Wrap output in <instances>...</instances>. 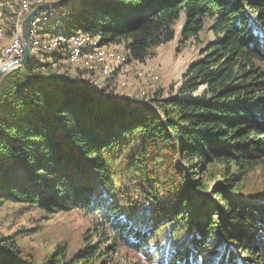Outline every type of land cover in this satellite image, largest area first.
Wrapping results in <instances>:
<instances>
[{
  "label": "trees",
  "instance_id": "obj_1",
  "mask_svg": "<svg viewBox=\"0 0 264 264\" xmlns=\"http://www.w3.org/2000/svg\"><path fill=\"white\" fill-rule=\"evenodd\" d=\"M182 13V42L208 23L212 38L159 110L35 53L3 76L0 200L83 211L93 241L40 258L0 234V264H112L119 251L132 264H264V0H73L50 26L143 62Z\"/></svg>",
  "mask_w": 264,
  "mask_h": 264
},
{
  "label": "rangeland",
  "instance_id": "obj_2",
  "mask_svg": "<svg viewBox=\"0 0 264 264\" xmlns=\"http://www.w3.org/2000/svg\"><path fill=\"white\" fill-rule=\"evenodd\" d=\"M31 1L35 3L29 4ZM45 1L48 0H10L5 6L0 2V56H7L6 49L16 41L22 42L23 19L37 4ZM26 2L29 7L25 6ZM68 5L46 9L44 14L35 15L34 20L42 16L49 25L61 22L65 26ZM184 23L185 15L182 13L175 25V38L154 48L143 62L130 60L129 52L122 43L100 45L94 48L97 53L92 55L78 53L82 42L94 43L100 38L99 35L90 37L88 33L74 37L67 47L54 45V35L49 34L42 37V51L33 53L47 67L75 78L78 83L89 80L98 91L112 92L120 100L147 103L159 110L158 99L177 91L188 66L200 57L201 49L212 38L208 23L198 39L190 38L182 42ZM31 30L30 24V40ZM44 31L55 33L54 29ZM5 62L0 57V66ZM92 226L91 217L80 210L48 213L25 203L0 200V234L14 235L23 249L40 258L61 243L67 244L72 252L83 248L91 240L89 230ZM112 258V264H132V260L135 263L138 260L135 255L124 251L114 253ZM143 261L147 264L146 260Z\"/></svg>",
  "mask_w": 264,
  "mask_h": 264
},
{
  "label": "bare ground",
  "instance_id": "obj_3",
  "mask_svg": "<svg viewBox=\"0 0 264 264\" xmlns=\"http://www.w3.org/2000/svg\"><path fill=\"white\" fill-rule=\"evenodd\" d=\"M35 1H37V0H35ZM33 3H35V2L34 1H31L29 4H33ZM25 6H28L27 2L25 4ZM60 7H63V6H60ZM54 9H59V8H54ZM58 13H59V11L57 12V14ZM45 19L46 18H43L42 16L41 17H37L34 20V23H32V30H31L32 38L30 40L31 41L32 52L34 51L35 53L36 52L40 53L42 51V47H43V45H42V37L47 36L49 34H53L54 35V37L52 39V43L54 45H59V46L64 45L66 47L71 43L72 40H74V37L80 36L83 33H88L90 37H94L95 36V35H92V34H90L89 32H87L85 30H79V31L76 32L77 34L75 33L72 36H67V34H65L63 32L62 33H57V32L50 33V32H46V31H44V29H46V30L51 29V26L48 24V21H46ZM99 39L96 42H94V43L82 42L81 44H83V45L79 47V49L77 50V52L78 53L79 52H85V53H88V54H91V55L92 54H96L97 51L94 48H96V47H98L100 45H105V44L101 43V41ZM21 40H22V38H21ZM14 45L16 47H23V42L16 41L14 43ZM13 46H11V47H9V48L6 49V53L8 55H12V47Z\"/></svg>",
  "mask_w": 264,
  "mask_h": 264
},
{
  "label": "water",
  "instance_id": "obj_4",
  "mask_svg": "<svg viewBox=\"0 0 264 264\" xmlns=\"http://www.w3.org/2000/svg\"><path fill=\"white\" fill-rule=\"evenodd\" d=\"M73 0H48L42 3L37 4L23 19L22 21V26H21V38L22 42L24 45V53L21 57L16 58V59H9L5 63H3L0 66V81L2 79V76L9 71H12L14 69L24 67L28 65L32 58H33V52L31 48V41H30V24L31 21L33 20L34 16L37 15L38 13L42 12L45 9L57 7V6H64L67 3L72 2ZM125 101V100H122ZM147 103L143 102H132V106H137V105H144Z\"/></svg>",
  "mask_w": 264,
  "mask_h": 264
},
{
  "label": "built area",
  "instance_id": "obj_5",
  "mask_svg": "<svg viewBox=\"0 0 264 264\" xmlns=\"http://www.w3.org/2000/svg\"><path fill=\"white\" fill-rule=\"evenodd\" d=\"M38 14H44V10ZM32 23H34V18L33 20L31 21V25ZM73 41V40H72ZM72 41H71V44H72ZM24 53V45L23 47H16L15 45L12 47V55H7V56H0L1 57V60H9V59H16V58H19L23 55Z\"/></svg>",
  "mask_w": 264,
  "mask_h": 264
},
{
  "label": "crops",
  "instance_id": "obj_6",
  "mask_svg": "<svg viewBox=\"0 0 264 264\" xmlns=\"http://www.w3.org/2000/svg\"><path fill=\"white\" fill-rule=\"evenodd\" d=\"M9 1H10V0H0V2H1V4H2L3 6L9 4V3H10ZM40 60H41V59H40Z\"/></svg>",
  "mask_w": 264,
  "mask_h": 264
}]
</instances>
